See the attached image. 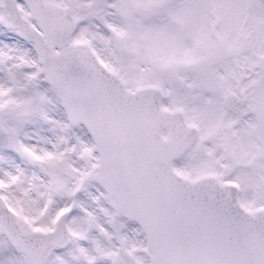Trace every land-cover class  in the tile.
<instances>
[{"label": "snow or ice", "instance_id": "obj_1", "mask_svg": "<svg viewBox=\"0 0 264 264\" xmlns=\"http://www.w3.org/2000/svg\"><path fill=\"white\" fill-rule=\"evenodd\" d=\"M0 264H264V0H0Z\"/></svg>", "mask_w": 264, "mask_h": 264}]
</instances>
